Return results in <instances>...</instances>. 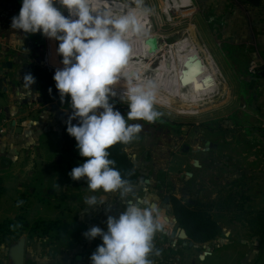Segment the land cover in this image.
I'll list each match as a JSON object with an SVG mask.
<instances>
[{"label": "rangeland", "instance_id": "obj_1", "mask_svg": "<svg viewBox=\"0 0 264 264\" xmlns=\"http://www.w3.org/2000/svg\"><path fill=\"white\" fill-rule=\"evenodd\" d=\"M174 3V0H145L144 6L149 9L155 31L160 35L159 45L166 49L185 35L195 36L205 45L214 63L216 62L226 82V88L216 101L217 106L212 107L213 110L198 115H178L154 105L155 110L161 113L158 118L162 119L165 129L171 133L165 132L162 135L158 129L144 125L145 121H128L129 124L143 125L141 132L125 148L135 169L140 172L141 179L138 184L131 187L138 190L128 192L130 195L127 194L125 197L141 196L145 193L144 190L151 192L157 184L167 186L166 189L169 191L176 185L180 196L178 198L185 204L192 201L212 203L223 196L240 194L238 191H241L242 186V191L252 196L247 197L251 198L249 202L252 208L256 211L263 210L264 165L261 162L264 159L263 154L261 155L262 151L253 155L252 150L260 146L264 148V0L258 8L253 7L247 0H183L180 7ZM64 14L68 15L67 11ZM133 34L134 31L130 33ZM150 40L146 42L147 48L150 47ZM43 44L44 49L39 56L45 63L50 56V63L54 66L55 73L57 69L63 67L62 57L57 54L58 42L45 38ZM130 45L132 50L137 47L135 43ZM161 57L160 55L157 60L149 61L150 66L152 68L159 66ZM253 65L257 66L256 71L252 70ZM260 74H263L262 77H259ZM119 87L121 91L126 90V84L120 81L114 89L116 95L110 97V103L115 106V110H119L126 117L129 109L127 104L121 101V92L116 91ZM52 104L65 111L67 117L64 119L57 111L52 110ZM49 111L50 122L45 126L50 125L51 129H55V132L51 133L53 140L49 145L58 144L60 156L62 155L68 163L77 161L79 165L81 162L78 159L66 153L62 146V137L60 141L57 140L58 134H62L72 115L70 97H66L62 102L58 93V100L56 103H50ZM245 112L253 116L256 141L247 140V136H243L241 142L239 119ZM39 117L36 115L34 119ZM203 131L210 134L208 137L215 140L219 146L205 150L206 158H199L204 163V171L197 173L192 179L186 173L195 172L191 161L197 157L188 153L187 147L192 148L197 145L202 149L203 145H198L196 138L202 136ZM241 152L245 153L243 157ZM251 158L253 164L249 162ZM73 168L74 166H71V169ZM240 169H251L254 177L243 176L242 179L240 177L241 180L236 181L235 173ZM67 179L69 180L66 183H70L63 189L61 184L58 187V183L56 184L53 188L54 194L48 195L51 197L47 200L49 203L34 202L33 204L38 205L39 209L48 205L53 211L54 208L57 209V197H76L75 191L79 194L84 193L79 197L102 196L101 192H84L85 188L88 189L86 178L76 181L70 176ZM196 180L200 181L198 186L195 185ZM12 187V189L17 188L16 185ZM64 192H67L66 196ZM31 193L32 191L26 190V193L18 194L20 207H27V203L32 202L29 201V197H32ZM38 208L34 209L35 215L40 213ZM216 219L224 226L223 234L209 243L207 248L198 246L194 250V264H201L200 253L206 258L205 264H264L263 241L253 238L244 224L235 225L225 217L216 216ZM10 237L0 236V240ZM205 253L208 255L205 256Z\"/></svg>", "mask_w": 264, "mask_h": 264}, {"label": "crops", "instance_id": "obj_2", "mask_svg": "<svg viewBox=\"0 0 264 264\" xmlns=\"http://www.w3.org/2000/svg\"><path fill=\"white\" fill-rule=\"evenodd\" d=\"M178 1L181 2V0ZM20 8L21 0H0V77L5 74L9 75L5 83L8 90L0 91V107L2 109L0 115V178L3 179L6 188V196L4 195L0 200V221H14L17 217L25 215L32 226L38 221L59 222V229L49 236L42 237L38 234L30 235L28 233L21 236L23 237L21 239H25L27 242L25 264H91L90 257L102 240L99 237L89 240L84 234L92 227H100L106 231L108 217L118 218L129 203L137 204L140 207H151L153 217L160 226L154 234L152 251L148 257L152 264H194V250L198 246L207 248L209 243L200 245L193 242L197 247L192 248L189 237L187 240L179 239V230L182 228L179 227V223L176 225L173 221L174 218H177L174 211V200L181 201L178 198L180 196L176 185L169 191L166 189L167 186L157 184L153 191L144 190L145 193L138 197H125L127 194L130 195L128 192L137 191L138 188L128 187L129 191L127 192L120 189L106 194H103L102 189L97 190L96 192H101L102 196L96 197L100 204L95 209L86 208L89 206L85 201L89 197H79L84 193L79 194L77 191H75L76 197H57V209L54 208L53 211L48 205L41 206L39 209L38 205L33 204L34 202L49 203L47 200L51 197L48 195L54 194L53 188L57 183V187L61 184L62 189L68 186L70 182L66 183V181L69 180L67 178L70 177L71 166L76 167L78 163L77 161L68 163L62 155L60 156L58 144L55 143L56 146L49 145L53 140L51 133L55 129H51L50 125L45 126L50 122L51 113L39 103V99L48 101L43 96L40 82L36 76L37 68L46 69L42 66L43 60L39 56L44 49L43 43L46 37L40 33L25 35L11 28L12 18L19 14ZM8 62L13 65L11 70L3 67ZM27 74H31L35 79V83L31 85L30 89H28L27 82H24V76ZM36 115L40 116L39 119H34ZM14 122L16 126L13 125ZM143 123L148 127L152 126L151 128L155 130L158 129L162 135L165 132L171 133L165 129L161 118H157L154 124L146 121ZM239 127L241 142H243V136H247V140H257V135L253 132V116L251 114L245 112L240 115ZM19 128L21 129L20 133L17 131ZM45 128L48 129L45 130ZM208 135L210 134L203 131L202 136L196 138L198 145H203L206 142L211 143L212 148H217L219 144L215 140H211ZM58 136L57 140L60 141L62 134L59 133ZM199 148L200 146L196 145L187 149L188 153L197 157L191 161L195 170L191 173L192 177L190 178L192 179L196 177L197 173L204 171V163L200 159L206 158L207 152L199 150ZM252 152L253 155L263 154L264 159V148L261 146L255 147ZM241 155L243 157L245 153L241 152ZM196 160L199 161V167L195 166ZM249 162L253 164L252 158ZM261 164L264 165V160ZM240 170L235 173L236 181L240 177L242 179L243 176L254 177L251 169ZM186 175L188 176V173ZM81 180L83 178L79 181ZM198 184L200 181L196 180L195 185L198 186ZM14 185L17 186L16 189H12ZM158 189L164 194H159ZM240 189L241 191H238L240 194H237L236 197H252L242 191V186ZM26 190L32 191L30 194L32 197H29V201L32 202H28L27 207H20L18 194L22 195L26 193ZM84 192L89 193L91 190L85 188ZM64 195L66 196L67 192H64ZM118 195L120 197H117ZM166 195L171 197L170 205H164L163 200ZM181 202L185 204V202ZM153 203L156 204V208H152ZM36 207L40 213L35 215ZM166 217L169 222L165 221ZM234 223L235 225L243 224ZM221 226L224 231V226ZM226 235L228 236V234ZM18 242L13 237L0 240V264H13L11 249ZM201 254L199 260L201 264H205L206 258H203Z\"/></svg>", "mask_w": 264, "mask_h": 264}, {"label": "clouds", "instance_id": "obj_3", "mask_svg": "<svg viewBox=\"0 0 264 264\" xmlns=\"http://www.w3.org/2000/svg\"><path fill=\"white\" fill-rule=\"evenodd\" d=\"M98 3L99 0H21L11 28L25 35L40 33L58 42L57 54L62 57L63 67L55 71L53 80L61 101L70 97L72 115L66 131L75 138L79 155L84 158L71 170V178H86L92 192H127V181L113 167L115 161L109 158V149L118 143H130L141 132L142 124L128 121L154 122L161 113L154 107V85L133 83L124 76L132 51L127 37L139 30L136 16L131 12L115 17L101 14ZM122 78L126 91L121 101L129 109L126 117L110 103ZM24 82L30 89L35 79L27 74ZM73 120L78 123L73 124ZM85 203L88 209L100 204L96 196ZM106 225V231L92 227L84 234L89 240H102L90 257L91 264H152L148 257L160 226L151 207L129 203L118 218L109 216Z\"/></svg>", "mask_w": 264, "mask_h": 264}, {"label": "bare ground", "instance_id": "obj_4", "mask_svg": "<svg viewBox=\"0 0 264 264\" xmlns=\"http://www.w3.org/2000/svg\"><path fill=\"white\" fill-rule=\"evenodd\" d=\"M174 1L179 7L180 2ZM144 4L145 0H99L98 3L101 14L115 17L131 12L139 22V30L127 37L129 44L135 43L137 47L131 51L124 69L125 78H131L137 84L152 83L156 91L155 106L178 115H198L216 107L226 82L205 45L195 36L185 35L164 49L159 45L160 35L155 31L150 11ZM147 40L151 42L148 48ZM160 55L159 66L152 68L149 61ZM120 81L125 83L123 78ZM116 91L123 95L126 90L121 91L119 87Z\"/></svg>", "mask_w": 264, "mask_h": 264}, {"label": "trees", "instance_id": "obj_5", "mask_svg": "<svg viewBox=\"0 0 264 264\" xmlns=\"http://www.w3.org/2000/svg\"><path fill=\"white\" fill-rule=\"evenodd\" d=\"M181 1L183 2V0ZM36 76L40 82L45 100L49 103H55L58 100V93L53 74L44 68H37ZM259 77L262 76L259 75ZM76 123L78 121L73 122V124ZM67 126L68 122L62 132V146L67 154L83 163L84 158L79 155L75 138L67 133ZM127 145L129 143L114 145L109 149V158L115 161L113 167L118 169L122 178L127 181L126 187H132L139 183L141 175L125 152ZM5 193L6 188L3 179L0 178V200ZM174 211L179 227L186 230L190 241L195 244L205 245L222 236L223 228L216 216L219 218L225 217L231 222L243 223L253 238H258L264 242V209L257 211L253 209L249 205V198L247 197L228 195L220 197L218 201L212 203L190 202L187 204L175 199ZM58 229L59 222L38 221L32 226L25 215L17 217L14 221H0V236H12L16 240H19L25 233L45 237Z\"/></svg>", "mask_w": 264, "mask_h": 264}, {"label": "water", "instance_id": "obj_6", "mask_svg": "<svg viewBox=\"0 0 264 264\" xmlns=\"http://www.w3.org/2000/svg\"><path fill=\"white\" fill-rule=\"evenodd\" d=\"M247 2L249 4H251L253 7H257L258 8V7H260L262 0H247ZM41 64L48 71L54 72V70L51 67L45 65V62H42ZM3 67L5 69L11 70L13 68V65L10 62H8ZM260 75L262 76L263 74H260ZM7 77H9L8 74H5L2 77H0V91H2V90L7 91L8 90L5 87V83L8 80ZM39 103L42 104L45 107V110H49L50 104L48 102L44 101L43 99H39ZM51 109L57 111L62 118H66L67 117V113L65 111L60 110V108L56 104H52L51 105ZM73 122L74 121H72V123ZM13 125L16 126V123L14 122ZM17 131L20 133L21 129L19 128ZM207 144L212 145L211 143H207ZM200 149L201 148H199V150ZM195 166L196 167L200 166L199 161H197V160L195 161ZM188 176L192 177V174L188 173ZM146 182L149 183L148 180H146ZM162 193H163L162 191L159 192V194H162ZM163 202H164V205H170L171 204V197L169 195H166L164 197ZM152 208H156V204L155 203L152 204ZM159 211H162V210L159 209ZM165 221L169 222V219L166 217ZM173 221H174V223L176 225L178 224V219L177 218H174ZM179 239L180 240H187L188 239V234H187L186 230H184V229H180L179 230ZM190 246L192 248L193 247H197L193 242H191ZM26 248H27V242H26L25 239H21L16 245H14L12 247V249H11V259H12L13 264H25ZM204 255L207 256L208 253H205Z\"/></svg>", "mask_w": 264, "mask_h": 264}, {"label": "built area", "instance_id": "obj_7", "mask_svg": "<svg viewBox=\"0 0 264 264\" xmlns=\"http://www.w3.org/2000/svg\"><path fill=\"white\" fill-rule=\"evenodd\" d=\"M50 50H51V49H50V44H49V51H50ZM49 53H50V52H49ZM49 53H48V55H49ZM45 65L51 67V68L54 70V66L51 65V63H50L49 56H48V58H47V63H45ZM256 69H257V66L253 65L252 70H253V71H256ZM1 114H2V109H1V107H0V115H1Z\"/></svg>", "mask_w": 264, "mask_h": 264}, {"label": "flooded vegetation", "instance_id": "obj_8", "mask_svg": "<svg viewBox=\"0 0 264 264\" xmlns=\"http://www.w3.org/2000/svg\"><path fill=\"white\" fill-rule=\"evenodd\" d=\"M38 59L40 60V58L38 57ZM204 148H202L201 150H209L211 147H212V145H210V144H207L206 142H204ZM187 149H189V147H187ZM165 197V196H164Z\"/></svg>", "mask_w": 264, "mask_h": 264}]
</instances>
